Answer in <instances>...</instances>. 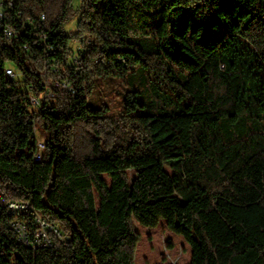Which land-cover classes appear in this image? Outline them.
Segmentation results:
<instances>
[{
    "label": "trees",
    "instance_id": "obj_1",
    "mask_svg": "<svg viewBox=\"0 0 264 264\" xmlns=\"http://www.w3.org/2000/svg\"><path fill=\"white\" fill-rule=\"evenodd\" d=\"M73 1L0 0V264H136L162 219L187 264H264V0ZM38 217L65 243L20 242Z\"/></svg>",
    "mask_w": 264,
    "mask_h": 264
},
{
    "label": "rangeland",
    "instance_id": "obj_2",
    "mask_svg": "<svg viewBox=\"0 0 264 264\" xmlns=\"http://www.w3.org/2000/svg\"><path fill=\"white\" fill-rule=\"evenodd\" d=\"M79 4L80 0H74L72 5L77 9ZM77 22L78 18L68 25V30H73ZM80 50L81 48L77 49V53ZM15 71L17 73L16 78H21V74L17 70ZM145 85V81L141 78L134 82V87L141 92H144ZM124 86H126V82H117L114 84L117 91H114L113 94L108 92V88L102 92H100V89H95L89 97L96 98V105H100L102 101L106 100L109 102L110 113L117 115L122 108L120 102L123 96L121 91ZM100 94H104L102 99H100ZM138 98L140 101L144 100L141 94L138 95ZM40 135L42 136L41 133ZM129 175L131 179H134L136 171L129 170ZM105 178L110 181L108 176L105 175ZM136 226L141 236L137 247L136 264H187L191 260V246L182 235L168 228L165 219H162L156 227H147L138 222H136Z\"/></svg>",
    "mask_w": 264,
    "mask_h": 264
},
{
    "label": "built area",
    "instance_id": "obj_3",
    "mask_svg": "<svg viewBox=\"0 0 264 264\" xmlns=\"http://www.w3.org/2000/svg\"><path fill=\"white\" fill-rule=\"evenodd\" d=\"M4 16H5L4 7L2 2H0V33L4 34V36L7 38H11L15 35V32L10 25L4 22ZM44 18L45 15L42 14V19ZM81 51L82 49L79 52ZM80 58H81L80 54H78L73 58V60L79 63L81 60ZM6 72L8 75H10L13 78L17 77L16 71L11 66H8L6 68ZM61 84L65 87L70 88V84L68 81H64V82L56 81V85H61ZM48 94L53 96V93L51 92H49ZM32 103L38 108H40L42 105L41 101L34 96H32ZM36 133L38 135V140H37V152L34 155V159L36 161H39L41 159L42 150L45 147V143H44V136H41L38 130H36ZM29 208H30L29 204L21 201H12L9 203V211L14 214H18L21 211H25ZM37 224H38V229L34 234H31L27 225L19 220L14 221L12 223V227L17 231L19 241L26 246H31L34 250L41 247H51L56 242L59 245L65 243L66 237L56 225L47 222L45 219L41 217L37 218Z\"/></svg>",
    "mask_w": 264,
    "mask_h": 264
}]
</instances>
